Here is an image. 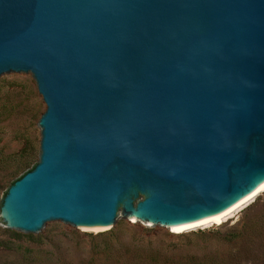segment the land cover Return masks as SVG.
<instances>
[{
	"label": "water",
	"instance_id": "water-1",
	"mask_svg": "<svg viewBox=\"0 0 264 264\" xmlns=\"http://www.w3.org/2000/svg\"><path fill=\"white\" fill-rule=\"evenodd\" d=\"M7 77L46 105L7 232L190 230L264 191V0H0Z\"/></svg>",
	"mask_w": 264,
	"mask_h": 264
},
{
	"label": "rangeland",
	"instance_id": "rangeland-1",
	"mask_svg": "<svg viewBox=\"0 0 264 264\" xmlns=\"http://www.w3.org/2000/svg\"><path fill=\"white\" fill-rule=\"evenodd\" d=\"M45 108L35 80L7 77L0 89V205L11 182L38 160ZM0 239L10 242L0 264H145L150 248L180 264H264V191L221 223L179 233L143 222L99 233L52 224L38 237L7 232L0 221Z\"/></svg>",
	"mask_w": 264,
	"mask_h": 264
},
{
	"label": "trees",
	"instance_id": "trees-1",
	"mask_svg": "<svg viewBox=\"0 0 264 264\" xmlns=\"http://www.w3.org/2000/svg\"><path fill=\"white\" fill-rule=\"evenodd\" d=\"M36 163V162H35ZM35 163L29 168V169H27V170H25L24 171V173L25 172H27V171H29V170H31L33 167H34V165H35ZM23 173V174H24ZM22 174V175H23ZM22 175H20L19 177H21ZM18 177V178H19ZM18 178H16V179H18ZM15 179V180H16ZM15 180H13L12 182H11V184L15 181ZM10 184V185H11ZM7 191V190H6ZM6 193V192H5ZM4 193V194H5ZM28 236H31V235H28ZM9 241H6V240H3V239H0V249H9ZM149 248V247H148ZM164 250L165 249H163V248H157V249H152V248H150V249H145V252H146V258H147V261H144V263L145 264H155L156 262H158L159 260H161L163 257L165 258V259H170L169 258V256L167 255V253H165L164 252ZM161 263V262H160ZM168 264H180V263H176L175 262V260L174 259H170L169 261H168Z\"/></svg>",
	"mask_w": 264,
	"mask_h": 264
},
{
	"label": "bare ground",
	"instance_id": "bare-ground-1",
	"mask_svg": "<svg viewBox=\"0 0 264 264\" xmlns=\"http://www.w3.org/2000/svg\"><path fill=\"white\" fill-rule=\"evenodd\" d=\"M231 215V214H230ZM229 215V216H230ZM228 217V216H227ZM227 217L226 218H224V219H222V220H220V221H217V222H215V224H218V223H221L222 221H224V220H226L227 219ZM213 224V223H212ZM210 225V224H209ZM208 226V225H207ZM205 227V226H204ZM184 231H187V230H183V231H176V233H179V232H184Z\"/></svg>",
	"mask_w": 264,
	"mask_h": 264
}]
</instances>
